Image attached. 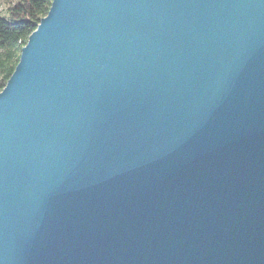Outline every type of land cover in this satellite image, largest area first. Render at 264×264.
<instances>
[{
    "label": "water",
    "instance_id": "95a60500",
    "mask_svg": "<svg viewBox=\"0 0 264 264\" xmlns=\"http://www.w3.org/2000/svg\"><path fill=\"white\" fill-rule=\"evenodd\" d=\"M0 264H264V0H52L0 90Z\"/></svg>",
    "mask_w": 264,
    "mask_h": 264
},
{
    "label": "trees",
    "instance_id": "16d2710c",
    "mask_svg": "<svg viewBox=\"0 0 264 264\" xmlns=\"http://www.w3.org/2000/svg\"><path fill=\"white\" fill-rule=\"evenodd\" d=\"M51 3L52 0H17L7 15H0V90L13 73L23 45Z\"/></svg>",
    "mask_w": 264,
    "mask_h": 264
},
{
    "label": "rangeland",
    "instance_id": "374dc122",
    "mask_svg": "<svg viewBox=\"0 0 264 264\" xmlns=\"http://www.w3.org/2000/svg\"><path fill=\"white\" fill-rule=\"evenodd\" d=\"M17 0H0V15L5 16L9 12L10 6Z\"/></svg>",
    "mask_w": 264,
    "mask_h": 264
}]
</instances>
